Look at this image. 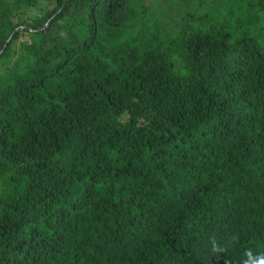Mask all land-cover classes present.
<instances>
[{
	"label": "trees",
	"instance_id": "16d2710c",
	"mask_svg": "<svg viewBox=\"0 0 264 264\" xmlns=\"http://www.w3.org/2000/svg\"><path fill=\"white\" fill-rule=\"evenodd\" d=\"M0 52V264L264 256V0H0Z\"/></svg>",
	"mask_w": 264,
	"mask_h": 264
},
{
	"label": "clouds",
	"instance_id": "9594fccd",
	"mask_svg": "<svg viewBox=\"0 0 264 264\" xmlns=\"http://www.w3.org/2000/svg\"><path fill=\"white\" fill-rule=\"evenodd\" d=\"M249 259L244 261V264H264V256H258L255 259L252 258L251 254H248Z\"/></svg>",
	"mask_w": 264,
	"mask_h": 264
},
{
	"label": "water",
	"instance_id": "95a60500",
	"mask_svg": "<svg viewBox=\"0 0 264 264\" xmlns=\"http://www.w3.org/2000/svg\"><path fill=\"white\" fill-rule=\"evenodd\" d=\"M11 37H12V36H10V37H9V39H8L7 43L9 42V40L11 39ZM6 46H7V44L5 45V47H4V48H6ZM2 51H3V50H2ZM2 51H1V52H2ZM1 52H0V53H1Z\"/></svg>",
	"mask_w": 264,
	"mask_h": 264
}]
</instances>
